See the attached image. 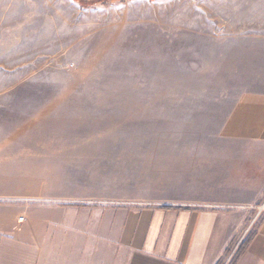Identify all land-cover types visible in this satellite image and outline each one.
Listing matches in <instances>:
<instances>
[{"label":"rangeland","instance_id":"374dc122","mask_svg":"<svg viewBox=\"0 0 264 264\" xmlns=\"http://www.w3.org/2000/svg\"><path fill=\"white\" fill-rule=\"evenodd\" d=\"M247 35L264 36V0H0V179L57 160L103 172L111 206L197 199L189 175L259 86Z\"/></svg>","mask_w":264,"mask_h":264},{"label":"crops","instance_id":"0c3cea01","mask_svg":"<svg viewBox=\"0 0 264 264\" xmlns=\"http://www.w3.org/2000/svg\"><path fill=\"white\" fill-rule=\"evenodd\" d=\"M237 39L246 43L245 75L259 86L236 102L212 153L189 175L197 199L111 206L103 172L85 164L61 170L55 160L53 172L38 179H0V264H217L224 258L264 205V36ZM255 233L236 264H264V216Z\"/></svg>","mask_w":264,"mask_h":264},{"label":"trees","instance_id":"16d2710c","mask_svg":"<svg viewBox=\"0 0 264 264\" xmlns=\"http://www.w3.org/2000/svg\"><path fill=\"white\" fill-rule=\"evenodd\" d=\"M255 234H256V233H252V234L247 238V240H245V241L242 243V245H241V247H240V249H239V251H238V253H237V255H236V258L233 260L232 264H236V263H237L238 259L241 257V255H242V254L244 253V251L247 249L248 245L251 243V241H252L253 237L255 236ZM217 264H220V262H218Z\"/></svg>","mask_w":264,"mask_h":264},{"label":"built area","instance_id":"2783aa9c","mask_svg":"<svg viewBox=\"0 0 264 264\" xmlns=\"http://www.w3.org/2000/svg\"><path fill=\"white\" fill-rule=\"evenodd\" d=\"M23 220H24V217H21V218H20V221H23Z\"/></svg>","mask_w":264,"mask_h":264}]
</instances>
